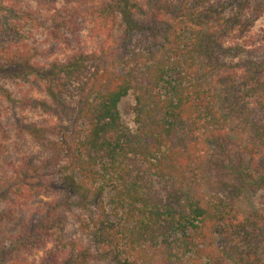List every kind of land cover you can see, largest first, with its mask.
Wrapping results in <instances>:
<instances>
[{
  "label": "trees",
  "instance_id": "16d2710c",
  "mask_svg": "<svg viewBox=\"0 0 264 264\" xmlns=\"http://www.w3.org/2000/svg\"><path fill=\"white\" fill-rule=\"evenodd\" d=\"M68 1L0 0V199L14 203V180L40 176L34 162L4 163L5 143L29 137L85 213L90 244L67 241L68 264H264V214L238 208L264 189V61L250 51L231 61L237 49L209 26V0ZM88 6L97 29L134 42L130 58L81 47ZM130 92L136 131L119 110ZM27 110L49 119L28 122ZM6 239L0 257L14 250L27 264L29 237Z\"/></svg>",
  "mask_w": 264,
  "mask_h": 264
},
{
  "label": "rangeland",
  "instance_id": "374dc122",
  "mask_svg": "<svg viewBox=\"0 0 264 264\" xmlns=\"http://www.w3.org/2000/svg\"><path fill=\"white\" fill-rule=\"evenodd\" d=\"M58 1V8H73V4L68 0ZM173 1L181 3L183 9L200 3V0ZM209 4L213 9L211 11H214V14L206 13L209 26L213 27L212 31H221L222 34L227 35L228 44L237 49L234 52L236 56H232L231 61L238 63L244 56L246 59L247 51L252 52L248 57L256 61H264V0H209ZM91 11V6H88L77 13L81 30V47L86 51H96L105 57L117 51V56L130 58L136 50L134 42L123 38L121 29L110 34L97 29ZM202 14L205 15L203 12ZM69 53L70 50H65L61 52L59 58L64 59ZM243 67L246 69V66ZM135 104L133 92H130L119 104L122 121L132 131L137 129ZM25 116L28 122L44 123L49 119L48 115L37 110H27ZM237 130L238 133L233 135L234 139L247 137L246 124ZM239 143L238 139L234 145ZM47 157L48 153L29 137L14 135L5 143L4 163L9 170L24 171L25 166H32L31 162H34L41 167V173L40 176L27 177L26 183L14 180L13 185L16 187L12 195L14 203H8L5 197L0 199V212L3 211L0 214V237H7L5 242L8 245L11 239L29 237L22 258L19 260L23 263L26 261L27 264H68L63 261V254L67 255L64 249L67 241L76 240L83 245L90 244L89 239L79 229V221L85 213L72 204V197L58 184L59 168L52 166L43 168ZM238 208L245 216L254 213L264 214V189L256 193H247L246 197L238 200ZM45 219L50 221L47 229L44 227ZM37 226H39V234L34 235V232L30 231ZM39 235L41 236L38 237ZM15 258V252L11 250V255L0 257V263L4 260L5 264H19ZM85 264H99V262L94 258L89 259Z\"/></svg>",
  "mask_w": 264,
  "mask_h": 264
}]
</instances>
